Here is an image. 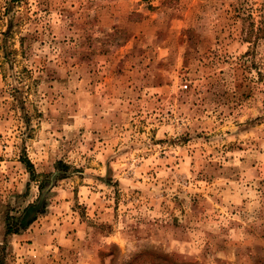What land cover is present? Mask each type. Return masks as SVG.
Returning a JSON list of instances; mask_svg holds the SVG:
<instances>
[{"label":"rangeland","instance_id":"rangeland-1","mask_svg":"<svg viewBox=\"0 0 264 264\" xmlns=\"http://www.w3.org/2000/svg\"><path fill=\"white\" fill-rule=\"evenodd\" d=\"M0 264H264V0H0Z\"/></svg>","mask_w":264,"mask_h":264},{"label":"trees","instance_id":"trees-1","mask_svg":"<svg viewBox=\"0 0 264 264\" xmlns=\"http://www.w3.org/2000/svg\"><path fill=\"white\" fill-rule=\"evenodd\" d=\"M15 1L16 0H13V2H15ZM21 162L28 169V171L30 172L31 176L34 177V174H35L34 166H33L32 162L30 161V159L26 156V154H25V156H23L21 158ZM58 166H61V167L63 166L64 167L62 162H59ZM15 233L16 234L19 233V228L18 227L14 228V226L12 224L8 223L7 224V234L10 235V234H15Z\"/></svg>","mask_w":264,"mask_h":264}]
</instances>
